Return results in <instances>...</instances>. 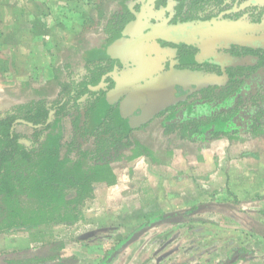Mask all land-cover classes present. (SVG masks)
Returning <instances> with one entry per match:
<instances>
[{
    "label": "rangeland",
    "instance_id": "374dc122",
    "mask_svg": "<svg viewBox=\"0 0 264 264\" xmlns=\"http://www.w3.org/2000/svg\"><path fill=\"white\" fill-rule=\"evenodd\" d=\"M103 1L99 0L101 4ZM92 5L80 7L79 12L85 16L96 12L100 18V13L105 10V17L99 19L96 29L98 33H104L110 38L121 35L123 39L119 38L120 43L126 44L143 35L146 37L145 33L148 32L149 35L150 30L164 32L170 38L164 37L160 41L168 45H179L173 46L182 54L189 52L186 55L193 57L195 67L201 65L202 60L190 54H197V47L209 43L206 41H212V31L233 30L242 33L239 31L244 27L252 26L251 31L256 34H247V37L239 39L246 42L244 47L231 45L227 50L233 55V58L229 56L233 59L232 67L221 64L223 68L220 69L218 64L214 66L224 72L222 77L229 70L233 79L247 74L249 76L246 77H253L258 69L264 71V46L260 43L262 46L255 47L254 44L258 42L255 37L264 38V0H160L149 5H146V0L112 3L106 0L99 9ZM35 10L40 13L44 9L37 7ZM89 21L91 20L87 24ZM147 38L159 42L158 38ZM5 48L9 49L6 44L0 46V115L36 98V89L43 86L41 79L34 76L31 70L32 66L43 62L42 56L33 58L31 55L32 65H26L25 48H21L23 50H16V64H12L9 62V54L3 53ZM30 50L29 47L28 51ZM220 58L222 60L223 57ZM234 58L238 59L237 64ZM84 60L80 63L81 66L69 70L67 76L70 79L86 82L94 75L105 77L111 69L108 63L110 61H103L99 57L92 58L90 64H86ZM250 61L257 63L250 66ZM242 63L250 64L246 66ZM81 67L86 69L83 74L79 70ZM141 86L134 92L140 90ZM227 87L223 88L220 95L235 89L233 85ZM104 89L100 94L96 91L93 95L95 104H99L106 95L107 90ZM238 89L239 86L235 92ZM89 96L90 92L84 88L78 101L82 102ZM213 96L211 94L209 98ZM226 96L219 98L224 99ZM257 102L264 103V92L254 99L248 98L246 105L250 107ZM90 104H76L65 117L67 141L74 137L79 144L87 146L94 139L97 126L105 120L110 121L111 125H124L131 121L130 117L119 116V113H108L102 123L93 127L92 116H89L91 111H88ZM182 104L185 103L168 106L155 118L139 124L133 134L152 151L153 155L148 157L162 155L167 162L156 161V164H151V161L145 159L147 155L132 160L123 158L113 161L111 165L118 172L121 183L117 186L98 184L94 198L86 204L84 219L69 227L63 225L53 229V236L49 238L63 241V255L74 256L75 264H98L97 258L102 254L99 253L101 250L105 255V251L115 248L123 240L118 256L115 255L109 264H219L221 261L228 264H264V197H261L264 196V182L257 184L259 197L255 198L257 192L248 193L249 184L241 181L250 170L254 174L262 171L260 166L253 167L254 161H251L253 158L250 155H245L246 151L255 148L256 141L243 139L241 145L245 148L243 151H235L226 132L214 134L204 144L201 141L191 143L187 133L183 137L179 136L183 131L182 126H175L166 133L165 117L169 111L172 112ZM82 106L84 109H80ZM232 110L234 109H226L227 112L214 114V121L229 118L234 120L236 114ZM258 116L264 118V108ZM222 117L225 118L221 119ZM199 124L201 125L200 122ZM202 145L208 151H202L199 148ZM65 149H62L64 154ZM261 164L264 166V161ZM222 193L225 196L219 197ZM106 211L111 215L105 221L108 222V229L87 232L85 238H81L86 232H81V224L88 225L84 227L90 230L104 226V223L97 221L92 225L89 223L98 218V215L105 216ZM176 213L185 214L188 220L176 226L168 221L161 222L162 215ZM151 223L154 225L151 226ZM144 227H148V230L142 229ZM40 240L42 238L37 237L35 243L40 244ZM31 242L32 239L24 232L1 233L0 255L23 249L30 246ZM239 248L243 250L242 253L235 251ZM162 259L164 260L161 261Z\"/></svg>",
    "mask_w": 264,
    "mask_h": 264
},
{
    "label": "crops",
    "instance_id": "0c3cea01",
    "mask_svg": "<svg viewBox=\"0 0 264 264\" xmlns=\"http://www.w3.org/2000/svg\"><path fill=\"white\" fill-rule=\"evenodd\" d=\"M101 2H99V0H0V46L6 44L9 48H5L3 53L9 54V62L11 61L12 64H16L18 60V51L16 53V50H23L25 48L23 51L27 56L24 63L26 65H32V62L30 61L31 55L34 56L33 58H35V56H42L43 62L32 66L31 70L34 76L41 79L40 82H42L43 86L53 79L55 68L63 66L64 64H70V59L76 52L80 53L82 60L85 59L84 62L86 64H90L91 62L89 63V61H91L92 58L98 57L103 61H110L108 63L110 64L111 69L105 77L100 78L101 76L94 75L92 76L94 77L93 79L90 77V80H87L86 82H84V80L74 79L75 81H81V85L90 92V96L85 98L80 104L86 106L87 102L91 103V107L88 108V111H91L89 116H92V121H90L93 127L102 123L107 115H109L108 113H119V116L123 115L125 117H130V120H132L134 114L144 105H137L138 103H142L144 95H142L141 92L136 95L134 90H136L137 87H140L152 76H157L166 72L175 74V72L179 73L178 71H180L182 73H195L198 77L206 79L207 83L205 85L201 87L192 85L193 89H188V92L186 93H184L186 88L182 86L177 87L175 95L178 96L179 99L173 101V97L171 96H169L168 99L171 97V100L173 101L172 105L180 103L185 104L177 107L178 109L176 108L172 112L169 111V114H167L165 119L167 120L171 118L173 121L174 116L177 119V123L182 122L183 119L195 120L198 123L200 122L202 127L199 134L195 136L193 128L191 127L187 131L188 140L191 143H197L199 141L203 142V144L208 143L206 140L209 141L214 134H223L225 132L229 135L228 139L232 141L233 150L235 151H243L245 148V146L241 145L243 139L247 138L256 141V149L252 148L253 150L246 151L245 155H250L251 158H253L251 161H254L253 167L257 168V166H260L262 171H256V174H254V172L250 170L248 175L244 176V179L241 181L249 184L250 191L248 193L251 194L252 192H257V195L254 197H259V187L257 188V184L264 182V166L261 164V162L264 161V126L260 127L256 122L257 116L259 115V108L257 106L249 107L246 104H248V98L254 99V97H258V95L264 92V71H258L259 69L257 72L255 71L254 76L256 77L253 76L248 78L246 76H249V74H247L245 77L234 79L241 81L239 89L222 99L219 98L221 91L223 88L229 86V83L231 80L233 81V78L230 77L231 74L229 70L226 73V76L222 77L224 72L215 68L218 66H214L218 64L221 66L220 69L223 68V65L224 67H232L231 63L233 59L231 60V58H233V55L228 53L227 50L231 48V45L244 47L246 42L240 41L239 39L245 38L247 34L255 33V31H251L253 29L252 26L244 27L242 31H239L242 33H237L233 30L228 31L226 35L223 34L224 36L219 35V33L224 30H220L219 32L212 31V41H206L209 43H202V47H197L199 50L197 53L198 55L190 54L196 56V59L202 60L201 65L195 67L193 57L189 55V58L186 55L187 53L189 54V52H185V54L178 52L179 49L175 46L179 45L173 44L175 45L173 46L164 44L165 42L160 41V39L162 40L164 37L158 35H153L151 37L154 39L158 38L159 42H157L158 40L153 41V39H148V35L146 37L143 35L145 40L142 37L141 42L144 41L142 43L140 42L141 44H138L137 47L127 52H123L122 48L131 42L121 44L119 40L123 39L122 37H120V39H115L114 37L110 38L104 33L97 32L96 29L99 24V19H103L104 17L102 18L100 16L99 18L96 12L95 14L90 12V14L86 16L79 12L80 7L90 6L91 4H93L92 6H95L96 9H99V6L102 5ZM37 7L43 8L44 10L39 13L35 10ZM89 17H92V19ZM88 20L91 21L87 24ZM255 38L258 41L254 43L256 45L255 47H260L262 46L261 44L264 46V38L261 36ZM19 42H22L23 44H20ZM29 47L31 48L30 51H28ZM220 57H223L222 60H220ZM234 59L236 61L235 64H237L238 59ZM77 60L79 59H71L72 62L70 65L72 66L69 70L81 66L80 64L76 65L74 63ZM82 60H80L81 63L83 62ZM224 61L230 63L226 64L227 62ZM250 62L251 64H242L246 66H249L250 64V66H252L257 63V61L253 63L252 61ZM85 63L83 64L86 65ZM198 63L199 61L197 64ZM79 70L81 71V74L86 72L85 67H81ZM103 89L107 90L106 95L101 98L99 104H95L93 102L95 98L93 95L96 91L100 94ZM154 90L158 92L157 99L161 97V100H165L162 96L163 91L161 88L158 89V86H156L154 87ZM132 92L135 96L129 101L127 98ZM210 94H213L214 96L209 98L207 95ZM195 96L198 97L195 98ZM225 101L226 103H229L226 106H222L226 104ZM92 102L95 104V107ZM83 106L80 109H84ZM167 107L168 106L165 108ZM261 107L264 108V103L261 104ZM193 108H198V111H196V109L193 110ZM164 109L150 119L155 118L162 113ZM182 109L187 110L186 112H182ZM226 109H234L232 110V112H235L236 114L234 120L229 118V120L219 121V119H217V121H214V114L222 111L227 112ZM187 113L192 114L187 115ZM79 115H81V113H79ZM86 115L87 114H85V116ZM224 118L225 117H222L221 119ZM209 119H212L211 122H209ZM207 120L208 123L206 124ZM253 125L255 127H253ZM207 126L208 128L206 129ZM232 134H234L233 137ZM199 148H202V151H208L206 146L204 147L202 145V147ZM145 159L149 162L151 161V164H156V161H153L152 158L148 156L145 157ZM257 161L260 164H257ZM114 172L117 175V181L112 185L106 184L107 186H117L121 183V178L119 177L118 172L115 169ZM238 182L241 183L240 180ZM245 194L247 195V190H245ZM219 195V197H224L225 193ZM261 197L264 196L262 195ZM104 209L106 208H103V210ZM104 215L105 216L98 215V218L90 220L89 223L91 224L97 221L98 223H104V226H98L97 228L90 230L84 227L88 225L81 224L80 227L82 231H80H86L82 234L81 238H85L87 232H94L96 230L100 232L107 230L108 227L106 224L108 222L105 221L108 217H111V215L107 211ZM166 216V214L161 216V222L165 221L164 218ZM182 222L183 221L179 223ZM179 223L172 224L176 226ZM153 225L154 223H151V226ZM59 226L63 225L53 226L50 230L53 231V229ZM142 229H145L146 231L148 230V227ZM24 233H27L33 241L30 246L36 245L35 239L37 238V235H34L31 232ZM127 241H129V239ZM123 242L124 240L118 243L115 248L110 250V252L109 250L105 251V255L101 250L99 253L102 254L100 255L98 253V255H100V257L97 258L98 264H109L110 260L118 254V249ZM27 247L29 246H26L25 248ZM171 255L172 254H170V256ZM163 260L164 259L161 261Z\"/></svg>",
    "mask_w": 264,
    "mask_h": 264
},
{
    "label": "trees",
    "instance_id": "16d2710c",
    "mask_svg": "<svg viewBox=\"0 0 264 264\" xmlns=\"http://www.w3.org/2000/svg\"><path fill=\"white\" fill-rule=\"evenodd\" d=\"M118 1L131 0H108L109 3ZM153 1L160 0H146V5ZM100 15L105 17V10ZM72 58L79 59L74 62L76 65L81 63L80 53L76 52ZM69 65L55 68L53 79L36 89V98L0 115V234L31 232L42 238L40 244L2 253L0 264H75L74 256L62 253L65 243L50 239L53 236L50 229L57 225L69 227L84 219V209L94 198L96 186L116 183L113 161L153 155L144 142L133 136L141 123L111 125L105 120L97 126L94 139L87 146L79 144L74 137L67 141L64 119L71 108L80 104L78 99L84 89L81 82L67 76L72 66ZM240 82L231 80L229 87L233 85L235 89L220 97L234 92ZM253 106L259 108L260 114L261 104L257 102ZM256 122L264 126V118L257 116ZM164 126L166 133L175 126H182L181 137L193 126L195 136L201 131V125L195 120L183 119L177 123L174 116L173 121L167 119ZM151 158L161 163L168 161L162 155ZM164 219L171 224L188 220L185 214L177 213ZM235 251L243 252L240 248Z\"/></svg>",
    "mask_w": 264,
    "mask_h": 264
},
{
    "label": "water",
    "instance_id": "95a60500",
    "mask_svg": "<svg viewBox=\"0 0 264 264\" xmlns=\"http://www.w3.org/2000/svg\"><path fill=\"white\" fill-rule=\"evenodd\" d=\"M149 33L156 34L161 37L170 38L167 34L163 32H158L155 30H150ZM228 33L227 30L221 31L219 35H223ZM142 37L137 38L136 40L132 41L131 43L127 44L122 48L123 52H127L140 44ZM172 74L170 72H166L157 76H152L149 80H146L142 84V95L144 98L142 99V103H138L137 105L144 104L138 112L134 115L133 119L129 122L131 126H135L139 123H143L148 121L150 118L154 117L158 112L163 110L166 106H170L173 104L174 100H178L179 97L175 95L177 92V87L182 86L187 88L191 85H196L201 87L207 83L206 79H202L198 77L195 73H186L180 72ZM158 86V89L161 88L163 91V97L165 100H161V97L157 99L156 90L154 87ZM183 88V90H184ZM193 89V87L189 88ZM132 92L127 100H131L135 94ZM169 96L173 97V101L169 98ZM185 96V95H184Z\"/></svg>",
    "mask_w": 264,
    "mask_h": 264
},
{
    "label": "bare ground",
    "instance_id": "6f19581e",
    "mask_svg": "<svg viewBox=\"0 0 264 264\" xmlns=\"http://www.w3.org/2000/svg\"><path fill=\"white\" fill-rule=\"evenodd\" d=\"M155 31H156V30H155ZM163 33H164V32H163ZM145 34L148 35V32H146ZM149 35H152V36H153V35H156V34H151V33H150ZM149 35H148V36H149ZM140 92H142V86H141V89H140V90H138V91H136V92H134V93H135L136 95H138V93H140Z\"/></svg>",
    "mask_w": 264,
    "mask_h": 264
}]
</instances>
